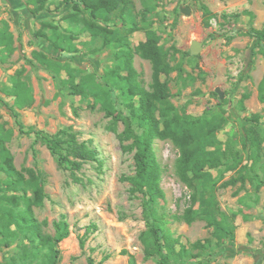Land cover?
I'll use <instances>...</instances> for the list:
<instances>
[{"label":"rangeland","instance_id":"rangeland-1","mask_svg":"<svg viewBox=\"0 0 264 264\" xmlns=\"http://www.w3.org/2000/svg\"><path fill=\"white\" fill-rule=\"evenodd\" d=\"M131 1L137 14L145 4L153 6L147 17L160 37L166 61L175 69L166 78L170 102L179 112L193 116L222 111L227 122L216 133L217 140L222 147L228 139L240 142L250 125L247 119L253 114L264 115V104L258 99L264 58L257 55L251 63L254 41L244 35L250 28L264 27V0ZM185 7L190 9L189 16L180 11ZM33 11L34 5L27 0H0V29L7 27L13 38V52L6 57L0 52V133L8 136L5 145L16 168H32L43 176L47 197L43 207L36 208L34 213L39 221L48 222L46 232L53 234L52 222L62 216L69 224V237L58 245V264H88L89 258L95 264H156L144 259L139 241L144 230L142 197L131 195L125 181L134 173L133 154L124 152L116 134L108 130L110 119L97 108H89L91 99L73 96L61 85L64 71L51 72L32 55L40 52L62 65L101 75L112 65L114 51L99 50L100 41L83 32L81 24L65 21L72 8L62 0H48L43 10ZM44 24L75 36L73 44L77 51L60 52L37 36L38 32L51 34ZM143 40L142 31L130 36L132 47ZM192 41L202 43L197 56L190 54ZM133 66L143 87L149 90L150 62L135 55ZM17 72H21V80L32 90V104L22 109H17L13 97L4 93ZM216 88L223 93V99L215 93ZM30 128L48 134L70 130L96 153L97 160L84 164L73 175L68 166L58 164V158L34 135L22 133ZM122 129L118 124L117 133ZM237 144L235 148L240 151ZM153 150L160 165L164 194L156 210L165 227L181 242L212 239V229L205 222L187 224L182 219L184 210L191 205L192 190L176 173L179 149L169 139H156ZM241 155L238 169L250 164L249 155ZM256 172L264 181V144ZM233 174H225L224 179ZM0 178H4L1 173ZM252 184L247 179L244 185L237 183L218 190L219 207L235 226L234 239L223 240L219 248L208 252L204 264H264V184L258 192ZM20 253L14 245L2 250L0 263L12 257L20 264Z\"/></svg>","mask_w":264,"mask_h":264},{"label":"trees","instance_id":"trees-1","mask_svg":"<svg viewBox=\"0 0 264 264\" xmlns=\"http://www.w3.org/2000/svg\"><path fill=\"white\" fill-rule=\"evenodd\" d=\"M27 1L34 5L33 12H39L48 0ZM62 2L72 8L71 13L64 17L65 21L81 24L83 32L100 41L99 50L111 48L114 51L112 65L106 67L101 75H94L62 65L40 52H33V58L51 72L64 71L61 85L73 96L91 99L89 108H97L110 119L108 130L116 134L124 152L133 154L134 173L125 181L130 185L131 195L142 197L144 230L139 241L143 246L144 259L153 260L156 264H204L207 260L203 259L208 252L219 248L223 240L234 239L235 226L232 218L219 207L218 190L237 183L244 185L247 179L253 181L255 192L264 184L256 172L263 153L264 115H251L247 119L250 125L240 142L228 139L222 147L216 136L227 122L222 111L193 116L179 112L170 102L171 92L166 78L175 69L166 61L160 37L147 17L153 6L145 4L143 11L137 14L131 0ZM203 10L210 15L205 6ZM44 27L51 30V34L38 32L36 35L45 38L56 50L66 53L77 51L73 44L75 36L59 32L51 24H44ZM138 31L143 32L144 40L132 47L130 36ZM244 35L254 41L251 63L257 55L264 58V27L250 28ZM0 52L5 57L13 52V38L7 27L0 29ZM135 55L151 64L149 90L143 87L133 66ZM21 75L17 72L4 91L6 96L13 97L17 109L28 107L33 102L31 87L21 80ZM258 99L264 104V77L259 84ZM118 124L123 127L120 133H117ZM22 133L34 135L52 156L58 158V164L68 166L73 175L84 164L97 160L96 153L85 142H79L70 130L48 134L30 128ZM156 139H169L179 149L176 173L192 190L191 205L184 210L182 219L187 224L197 220L205 222L212 229L214 241L181 242L165 227L156 210L158 201L164 197L160 187L161 169L153 150ZM7 140L8 136L0 133V173L4 175L0 178V252L14 245L21 252L20 264H58V245L69 237V224L62 216L52 222L53 234L46 232L48 222L39 221L34 213L36 208L43 207L47 197L43 176L32 168L18 170L5 145ZM237 143L241 146L240 151L235 148ZM241 152L249 155L250 164L238 169ZM230 172L234 174L224 179V175ZM74 180L78 181V178L74 177ZM0 264L17 263L8 257ZM88 264L95 263L89 258Z\"/></svg>","mask_w":264,"mask_h":264},{"label":"water","instance_id":"water-1","mask_svg":"<svg viewBox=\"0 0 264 264\" xmlns=\"http://www.w3.org/2000/svg\"><path fill=\"white\" fill-rule=\"evenodd\" d=\"M181 13L185 16H189L190 15V9L188 7L185 8H181L180 9ZM190 54L192 56H197L200 54V52L202 51V43L198 42V41H192L190 48H189ZM215 93L218 94L220 99H223V93L220 91L219 88L215 89Z\"/></svg>","mask_w":264,"mask_h":264}]
</instances>
